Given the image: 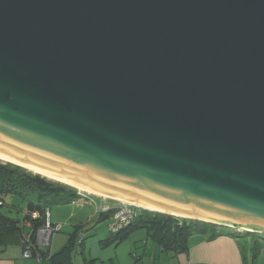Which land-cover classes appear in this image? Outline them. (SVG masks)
<instances>
[{
  "label": "water",
  "instance_id": "water-1",
  "mask_svg": "<svg viewBox=\"0 0 264 264\" xmlns=\"http://www.w3.org/2000/svg\"><path fill=\"white\" fill-rule=\"evenodd\" d=\"M0 158L264 238V0H0Z\"/></svg>",
  "mask_w": 264,
  "mask_h": 264
},
{
  "label": "trees",
  "instance_id": "trees-1",
  "mask_svg": "<svg viewBox=\"0 0 264 264\" xmlns=\"http://www.w3.org/2000/svg\"><path fill=\"white\" fill-rule=\"evenodd\" d=\"M26 194L36 196L37 201L36 203L29 202L22 220L9 219L0 213V254L7 247L21 243L26 235L30 236L34 244L35 233L45 226L48 214L42 203L46 202L51 205L69 204L79 197L78 191L69 186L49 181L40 175L32 174L10 163L0 162V196L17 195L26 197ZM3 204V199L0 198V207ZM32 214H36V217L33 218ZM25 224H28V227H25ZM143 227L149 229L150 232L151 230L154 231L151 234L155 241L160 244L162 250L185 249V242L194 234L209 233L210 238L222 235V232H217L218 227L216 226L141 211L140 217L122 229L112 232L109 226V236L111 238L109 237L101 243L103 245L110 244L121 236H125L128 232ZM24 228H28V233L24 232ZM75 238V236H71L68 245H64L59 252L53 255H50L48 250L44 251L34 247L33 258L39 259V261L48 259L51 264H72L68 254L71 247H75V241H77ZM81 242L83 244V239Z\"/></svg>",
  "mask_w": 264,
  "mask_h": 264
},
{
  "label": "rangeland",
  "instance_id": "rangeland-1",
  "mask_svg": "<svg viewBox=\"0 0 264 264\" xmlns=\"http://www.w3.org/2000/svg\"><path fill=\"white\" fill-rule=\"evenodd\" d=\"M0 162L3 161L0 160ZM46 179L60 183L48 178ZM25 196H0L4 202L3 206L0 207V213L9 219L22 220L29 202L36 203L37 201L34 195L26 194ZM79 196L84 197V199H76L68 205L57 206L46 202L42 203V206L47 209L50 222L60 227L59 232L53 236L50 246L47 247L48 251L56 252L60 247L67 246L68 239L71 237L70 235L76 226L81 228L84 239L82 244L78 238L75 247H71L69 251L68 257H70L72 264H160V258L163 255L165 256V254L162 255L160 253L162 247L158 242L153 241L155 240L152 235L154 231L151 230V234L147 228L135 229L128 232L125 236H121L118 240L103 245L101 243L102 241L109 239V237L111 238L109 236V226L113 223L112 218L102 215L103 206L110 205L112 208L120 205V203L116 202L115 204V201L101 199L90 194ZM54 210H58L59 213L54 215ZM149 213L153 214V212ZM55 216H58L57 223L52 222ZM218 230L222 233H233V231L227 229L218 228ZM242 234V236L236 237H241L243 241L248 238H257L253 234ZM261 239L264 240L263 237ZM258 253L255 248L251 250L252 257L254 255L258 256ZM47 264L51 263L49 262Z\"/></svg>",
  "mask_w": 264,
  "mask_h": 264
},
{
  "label": "crops",
  "instance_id": "crops-1",
  "mask_svg": "<svg viewBox=\"0 0 264 264\" xmlns=\"http://www.w3.org/2000/svg\"><path fill=\"white\" fill-rule=\"evenodd\" d=\"M77 199H84V197L79 196ZM119 206L120 205H116L111 208L110 205H104L102 215H104V217H110L113 220V217ZM53 213L55 215L56 213H59V211L54 210ZM57 217H53L54 219L52 222L57 223ZM24 232L28 233V228H24ZM217 232L220 231L218 230ZM233 233H222V235L216 236L214 238H210L209 233L191 235L185 242V249H161L160 253L162 255L165 254V256L163 255V257L160 258V264H264V240H262L261 237L255 235L257 237L256 239L248 238L243 241L241 237H236L240 235L242 236V233L234 231ZM80 235H82L84 239V234L81 231V228L75 226V230L70 236H75V240L78 241ZM77 241H75V245L77 244ZM61 248L62 247H60L56 252L50 250V255L59 252ZM254 248L259 253L258 256L254 255V257H252L251 250H254ZM47 263H49L48 259H43L42 261H38L34 258L23 259L21 243L7 247L0 254V264Z\"/></svg>",
  "mask_w": 264,
  "mask_h": 264
},
{
  "label": "built area",
  "instance_id": "built-area-1",
  "mask_svg": "<svg viewBox=\"0 0 264 264\" xmlns=\"http://www.w3.org/2000/svg\"><path fill=\"white\" fill-rule=\"evenodd\" d=\"M78 191V190H77ZM79 195L86 194L84 192L78 191ZM145 211L143 209H140L138 207L121 204L115 213L113 217V223L110 225V230L112 232H115L119 229H122L126 226H128L131 222L136 220L138 217H140V212ZM33 218L36 217V214L31 215ZM46 223L45 226L35 233L34 237V244L32 243V240L30 239L29 235H26L22 239V258L23 259H31L33 258V250L34 247H38L41 250L46 251L47 247L50 246L53 236L59 232L60 227L53 225L50 222V219L48 217V214L46 216ZM25 227H28V224H25ZM80 242L83 239V236H79ZM39 261V259H36Z\"/></svg>",
  "mask_w": 264,
  "mask_h": 264
},
{
  "label": "bare ground",
  "instance_id": "bare-ground-1",
  "mask_svg": "<svg viewBox=\"0 0 264 264\" xmlns=\"http://www.w3.org/2000/svg\"><path fill=\"white\" fill-rule=\"evenodd\" d=\"M0 160L1 161H8V160H5V159H2V158H0ZM11 162V161H10ZM12 163H14V162H12ZM26 167V166H25ZM29 171H31V172H33V173H39V174H41L42 176H45V177H47L48 179H51V180H54V181H57V182H62V183H64V184H67V182H64V181H62V180H60V179H58V178H55V177H52V176H50V175H47V174H44V173H42V172H39V171H36V170H34V169H31V168H28V167H26ZM69 184V183H68ZM71 186H75V185H72V184H70ZM78 190H80V192H85V193H88V194H91V195H95V196H97V197H100V198H104L105 199V195H101V194H99V193H96V192H94V191H91V190H88V189H86V188H83V187H79L78 186ZM117 200H120V199H117ZM121 201H123V202H127V201H124V200H121ZM127 203H131V202H127ZM132 204H135V203H132ZM136 205H138V204H136ZM138 206H141V205H138ZM141 207H144V206H141ZM144 208H146V209H149V210H152L151 208H147V207H144ZM154 210V209H153Z\"/></svg>",
  "mask_w": 264,
  "mask_h": 264
}]
</instances>
